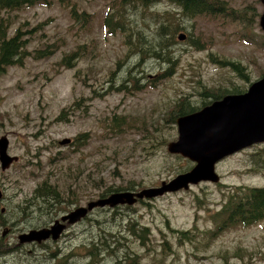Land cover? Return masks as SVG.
<instances>
[{
	"label": "rangeland",
	"instance_id": "1",
	"mask_svg": "<svg viewBox=\"0 0 264 264\" xmlns=\"http://www.w3.org/2000/svg\"><path fill=\"white\" fill-rule=\"evenodd\" d=\"M115 1L50 0L0 12L10 14L11 31L18 26L24 30L29 51L20 65L0 72V137L7 136V151L17 157L7 169L0 166V264H51L65 255L84 262L91 242L103 235L108 245H92L112 252H105L102 263L113 260V252L120 257L137 252L140 264H264V220L217 228L218 211L238 187L264 185V142L216 160L219 178L214 183L199 180L186 190L163 192L133 205L96 207L57 240L17 246L20 232L51 224L101 197L109 186L132 184L140 189L185 173L186 158L166 150L177 138L176 125L163 118L181 98L201 107L205 88L218 91L234 84L247 90L264 73L259 0H226L240 14L233 19L217 13L184 17L162 0L128 10L129 33L146 29L153 35L158 24L154 14H161L171 21H159L168 23L164 26H184L175 32L176 40L178 33H185L202 46L177 40L171 46L174 63L134 56L130 62L135 68L143 65L149 73L137 70V82L122 84L126 63L118 66V60L128 51L126 36L109 34L103 26ZM72 3L87 15L72 14ZM81 18L85 22L80 23ZM45 47L55 51L47 57L31 55L33 49ZM73 49L79 56L71 57L70 65L63 63ZM212 55L241 61L248 78L240 79ZM162 70L163 75L152 77ZM113 115L124 117L121 125L111 124ZM65 138L72 142L60 144ZM43 180L60 195L52 210L46 209L51 199L40 202L36 196ZM31 199L35 201L28 203ZM143 225L153 243L147 231L144 238L138 236Z\"/></svg>",
	"mask_w": 264,
	"mask_h": 264
},
{
	"label": "trees",
	"instance_id": "2",
	"mask_svg": "<svg viewBox=\"0 0 264 264\" xmlns=\"http://www.w3.org/2000/svg\"><path fill=\"white\" fill-rule=\"evenodd\" d=\"M50 0H0V12L8 11L10 9H20L23 6H31V5H40V4H48ZM162 0H116L114 3L110 4L107 9V13L103 20V26L105 30L109 34H113L115 32H121L122 36L126 37L123 39V42L128 47V51L125 54L122 60H118L119 64L125 62V66L121 73L122 84L125 81H133L137 82L138 77L135 76V71H140L144 76L147 75L146 68L143 65L137 66L135 68L131 58L134 56H140L141 58L148 57L149 59L154 58L157 61H166L170 63H174L177 60V56L175 50L171 48L172 45L177 43L178 34L176 35L177 40L174 38V34L179 29H184V26L181 24H176L171 26H164L163 24H168L159 21L171 22L166 17H160L161 14H154L156 17L154 20L158 22L157 26L154 29V34L151 35L150 30L137 31L134 30V33H129L131 31L130 20L125 19L126 13L130 9H134L135 7L139 8H148L156 2ZM167 2L174 4L177 7V10L184 17H193L196 15L204 14V15H212L214 16L216 13L224 16H228L230 18H235L237 11L230 5V3L226 0H166ZM72 7V14L85 17L86 12L82 11L81 13L77 12V8L74 3L70 5ZM246 8L243 9L244 14H246ZM109 12V10H111ZM235 12V13H234ZM161 18V19H160ZM245 18V15L243 16ZM85 22V19L81 18L80 23ZM11 21L10 14L6 13L5 15L0 13V72L6 71L7 68L14 65H20L23 62L24 54H28L27 37L22 33L24 30L21 29V26L16 27L13 31H11ZM168 32H163L166 28H169ZM146 27H148L146 25ZM161 30V32H158ZM148 32V34H146ZM184 40L196 47L199 48L202 46V43L198 38H193L191 35H185ZM80 45H77V48ZM55 51L54 48H35L33 49V57H47L51 53ZM79 53L76 49L71 50L69 53L65 54L62 58V62L70 65L71 57L77 58ZM212 58H216L215 60L219 62L222 66L228 67L231 71L240 79H247L248 73L245 69L244 65L241 61H234L225 59V57H217L216 55H212ZM158 71V70H157ZM163 75V70L159 73L152 75V77H158ZM262 73L261 76H263ZM134 84V83H133ZM132 84V85H133ZM136 84L135 86H137ZM118 88H121L119 85ZM212 90V89H211ZM245 88H241L238 85L232 84L231 87H227L224 89H218V91H208L207 88L200 95L204 98L202 101V106L212 102L213 100L222 98L225 94L229 93H240L243 92ZM207 91V92H206ZM187 98H181L174 107V112L170 113L168 116H165L163 120L165 122H172L175 125L176 118L193 111L199 109V106L190 104ZM76 104V101L73 102ZM124 117L121 115L116 116L113 115L111 119V124L115 126H119L122 124ZM80 137L83 135H79ZM143 137V135H142ZM71 145H75L74 142ZM262 154V152H259ZM178 156V155H177ZM193 162L190 160H184V165L182 170L185 172L192 168ZM47 180H43L40 186L37 189V197L40 202L48 199H51L52 202L46 205V209L52 210L51 205L53 203L58 202L60 199V195H58L55 188L47 186ZM138 186H133L132 184H128L127 186L115 185L109 186L106 191L101 196H106L112 192L122 191V190H135ZM240 191L238 193H234L229 196L228 200L224 203L222 208L218 211V214L221 215L220 224H218V229H223V227L235 226L237 224L241 225H249L256 223L258 221L264 220V185L259 186H244L238 187ZM50 197V198H49ZM35 201L31 199V201H27L28 203ZM116 208V207H115ZM113 208V209H115ZM101 209V208H99ZM118 210L113 211V213ZM88 219V217H86ZM132 221V220H130ZM142 229L139 230L138 236L143 237L148 232L146 226H142ZM133 232V228H130ZM215 230L212 231L214 233ZM106 237L99 236L94 241L91 242L89 246V257L84 262H76L75 259H67L66 255L61 258L55 259V261L51 264H140L137 257L139 254L134 252V255L129 253L124 254L123 256H118L116 252H113L116 257H112L113 260L107 259L106 262H100L101 257L106 253H112L109 250L105 251L103 248H96L92 246L93 244H105ZM147 240L150 243H153V240L150 236V233H147ZM188 240V239H186ZM156 250V248H154ZM49 251V250H47ZM106 252V253H105ZM127 257L130 259L125 260Z\"/></svg>",
	"mask_w": 264,
	"mask_h": 264
},
{
	"label": "water",
	"instance_id": "3",
	"mask_svg": "<svg viewBox=\"0 0 264 264\" xmlns=\"http://www.w3.org/2000/svg\"><path fill=\"white\" fill-rule=\"evenodd\" d=\"M259 1L263 9L258 24L264 34V0ZM178 38L183 39L184 35ZM176 124L178 138L167 144V150L193 160L195 166L190 172L179 174L168 182L162 181L160 186L112 192L89 201L85 206H78L63 214L49 226L20 233L18 243L40 242L49 237L56 240L66 224L75 223L95 207L124 203L131 205L138 198H151L165 191L187 188L189 183L199 180L218 181L219 177L214 171L216 160L252 143L264 142V75L252 82L244 92L225 94L194 112L177 117ZM60 143H65V140ZM7 148L8 138L3 135L0 137L2 170L17 159L8 154ZM7 231L4 230L3 234Z\"/></svg>",
	"mask_w": 264,
	"mask_h": 264
},
{
	"label": "flooded vegetation",
	"instance_id": "4",
	"mask_svg": "<svg viewBox=\"0 0 264 264\" xmlns=\"http://www.w3.org/2000/svg\"><path fill=\"white\" fill-rule=\"evenodd\" d=\"M48 241H49V239H48V240H45V241H42V242H40V244H46Z\"/></svg>",
	"mask_w": 264,
	"mask_h": 264
},
{
	"label": "bare ground",
	"instance_id": "5",
	"mask_svg": "<svg viewBox=\"0 0 264 264\" xmlns=\"http://www.w3.org/2000/svg\"><path fill=\"white\" fill-rule=\"evenodd\" d=\"M140 200H142V198H138V199H137V202L140 201ZM2 235H4V234H2ZM18 245H20V244L18 243L17 246H18ZM18 247H19V246H18ZM17 249H18V248H17ZM11 250H12V249H11Z\"/></svg>",
	"mask_w": 264,
	"mask_h": 264
}]
</instances>
